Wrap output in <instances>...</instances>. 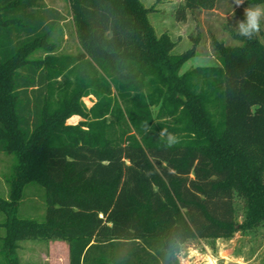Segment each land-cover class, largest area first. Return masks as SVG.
<instances>
[{
  "label": "trees",
  "instance_id": "obj_1",
  "mask_svg": "<svg viewBox=\"0 0 264 264\" xmlns=\"http://www.w3.org/2000/svg\"><path fill=\"white\" fill-rule=\"evenodd\" d=\"M67 1L76 53L60 52V10L0 0V153L16 158L2 251L40 237L67 241L70 264H179L191 239L264 227V39L233 33L217 64L182 72L195 47L176 53L140 0ZM217 2L182 0L176 19ZM30 183L42 222L17 216Z\"/></svg>",
  "mask_w": 264,
  "mask_h": 264
},
{
  "label": "rangeland",
  "instance_id": "obj_2",
  "mask_svg": "<svg viewBox=\"0 0 264 264\" xmlns=\"http://www.w3.org/2000/svg\"><path fill=\"white\" fill-rule=\"evenodd\" d=\"M144 6L150 9L149 18L160 36L167 32L176 42L175 52L182 53L190 47H195L198 55L182 68V72L198 66H211L218 63L216 42L226 46L240 45L241 42L234 38L237 21L243 20L244 9L257 3L253 0H244L237 6L234 0H218L213 10H196L188 13L185 21L176 19V10L182 0H140ZM51 6L58 8L66 18L58 29L64 37L56 31V41L60 52L76 53L78 42L74 31V23L67 0H45ZM65 35L67 37H65ZM264 39V20L261 21V31L257 34ZM40 54H38L39 56ZM88 107L92 106V97L84 99ZM80 118L75 116L68 122L77 124ZM16 162L13 155L0 153V198L9 199V176ZM47 192L37 183L26 186L24 197L19 203L17 216L22 219L44 221L47 213ZM238 220L242 222V211H238ZM7 216L0 211V264H8V257L14 256L18 264H70V251L67 241L46 238H28L19 241L14 252L2 251V237L5 235ZM187 252V256L184 253ZM193 252V253H192ZM179 254V255H178ZM193 255V256H192ZM264 264V227L255 232H236L231 238L219 239H191L180 246L177 252L179 264Z\"/></svg>",
  "mask_w": 264,
  "mask_h": 264
},
{
  "label": "clouds",
  "instance_id": "obj_3",
  "mask_svg": "<svg viewBox=\"0 0 264 264\" xmlns=\"http://www.w3.org/2000/svg\"><path fill=\"white\" fill-rule=\"evenodd\" d=\"M234 3L239 6L244 3V0H234ZM244 17L245 18L243 20L237 21L236 29L240 36L246 39H252L261 31V21L264 20V4L248 6L244 9ZM144 131L146 133L150 132L151 127L149 125H145ZM159 135L162 138H166V145L169 147L174 146L179 142V138L174 133L168 132L167 129H162ZM184 255L187 256V252H185ZM192 264H195V258L193 259ZM241 264H243L242 259Z\"/></svg>",
  "mask_w": 264,
  "mask_h": 264
},
{
  "label": "crops",
  "instance_id": "obj_4",
  "mask_svg": "<svg viewBox=\"0 0 264 264\" xmlns=\"http://www.w3.org/2000/svg\"><path fill=\"white\" fill-rule=\"evenodd\" d=\"M45 1V0H44ZM46 3V2H45ZM49 7H54V6H51V5H49L48 3H46ZM54 8H56V7H54ZM56 9H58V8H56ZM59 10V9H58ZM65 37H67L66 35H65Z\"/></svg>",
  "mask_w": 264,
  "mask_h": 264
}]
</instances>
